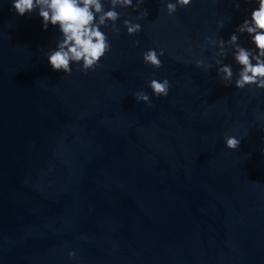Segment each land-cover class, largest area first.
<instances>
[{
    "label": "water",
    "instance_id": "1",
    "mask_svg": "<svg viewBox=\"0 0 264 264\" xmlns=\"http://www.w3.org/2000/svg\"><path fill=\"white\" fill-rule=\"evenodd\" d=\"M168 2L117 5L110 51L69 74L48 64L59 26L0 0V264H264V88H236L228 43L255 51L236 29L258 4Z\"/></svg>",
    "mask_w": 264,
    "mask_h": 264
},
{
    "label": "clouds",
    "instance_id": "2",
    "mask_svg": "<svg viewBox=\"0 0 264 264\" xmlns=\"http://www.w3.org/2000/svg\"><path fill=\"white\" fill-rule=\"evenodd\" d=\"M141 2L143 0H137V4ZM191 2L192 0L168 2L166 11L172 15L176 12L177 6L186 7ZM256 2L258 7L251 11L250 18L244 19L236 29V32L247 33L251 37L255 51L239 46L235 34L230 35L228 40V43L236 45L234 60L241 66L239 79L235 82L238 89L251 85L264 88V0H256ZM109 3L111 7L105 11L102 0H12V10L17 15L23 16L38 9V15L42 19V30H46L49 24L59 26L63 40L58 44L57 50L48 55V64L53 71L62 70L70 74L72 71L70 62L73 61L82 62L79 70L83 72L99 66L100 60L110 51L108 36L101 28H107L108 22H111V31L118 34L119 28L115 22L120 14L115 11L116 6L133 7V0H109ZM235 7L238 8L239 3H235ZM133 10L135 11V8ZM141 15L146 16L147 11L145 10ZM123 26L128 35H134L141 30L140 24L132 23L127 19L123 21ZM163 54V50L158 53L155 49H150L142 54V59L145 64L160 68L162 65L159 56ZM200 63L197 61V67ZM219 71L224 73L225 80L231 79L230 66L225 65ZM149 87L154 96L164 97L168 95L169 81L152 79ZM135 95L137 100L149 99L143 92ZM225 144L228 149L235 150L239 147L240 140L234 136H225ZM72 255L74 253L70 252L69 256Z\"/></svg>",
    "mask_w": 264,
    "mask_h": 264
}]
</instances>
